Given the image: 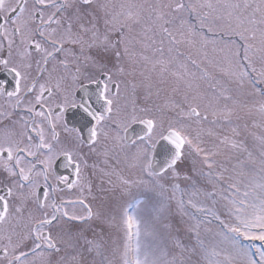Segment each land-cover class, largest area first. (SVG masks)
I'll list each match as a JSON object with an SVG mask.
<instances>
[{
    "label": "snow or ice",
    "instance_id": "snow-or-ice-1",
    "mask_svg": "<svg viewBox=\"0 0 264 264\" xmlns=\"http://www.w3.org/2000/svg\"><path fill=\"white\" fill-rule=\"evenodd\" d=\"M0 264H264V0H0Z\"/></svg>",
    "mask_w": 264,
    "mask_h": 264
}]
</instances>
